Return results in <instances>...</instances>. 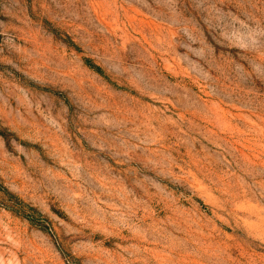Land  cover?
Segmentation results:
<instances>
[{
    "label": "rangeland",
    "instance_id": "1",
    "mask_svg": "<svg viewBox=\"0 0 264 264\" xmlns=\"http://www.w3.org/2000/svg\"><path fill=\"white\" fill-rule=\"evenodd\" d=\"M0 264H264V0H0Z\"/></svg>",
    "mask_w": 264,
    "mask_h": 264
},
{
    "label": "trees",
    "instance_id": "2",
    "mask_svg": "<svg viewBox=\"0 0 264 264\" xmlns=\"http://www.w3.org/2000/svg\"><path fill=\"white\" fill-rule=\"evenodd\" d=\"M95 68V70H99V69H96V67H94Z\"/></svg>",
    "mask_w": 264,
    "mask_h": 264
}]
</instances>
